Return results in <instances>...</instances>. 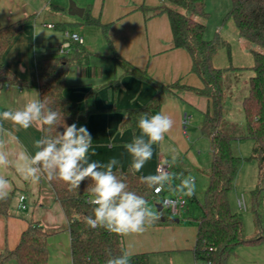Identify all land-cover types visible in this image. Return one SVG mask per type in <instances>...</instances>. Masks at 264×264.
<instances>
[{"label": "trees", "instance_id": "16d2710c", "mask_svg": "<svg viewBox=\"0 0 264 264\" xmlns=\"http://www.w3.org/2000/svg\"><path fill=\"white\" fill-rule=\"evenodd\" d=\"M144 10L147 18L167 13L174 46L189 52L192 58V72L201 78L203 85L192 87L180 82L162 83L137 67L129 65L115 53L113 58L124 67L126 74L147 81L157 90L147 104L124 109L127 119L123 125L137 129L142 116L159 109L166 96L177 94L180 90L191 91L207 98L209 104L203 112L200 127L202 135L210 140L212 159L206 171L209 184L202 204L203 212L197 221L198 231L192 252L196 264H229V260L237 254L240 246L264 243V0H232V7L227 15L234 20L239 35L260 48L253 51L254 76L250 78L248 96L242 102L245 115L244 134H241L237 123L230 122L224 117L223 80L228 68L217 67L214 56L220 48L229 47L230 44L219 33L212 40L205 38L206 23L201 19L208 18L206 0H161L159 6ZM83 18L85 23L98 25L107 33L108 24H103L92 17L88 10ZM33 20L34 17L31 15L0 28V83L4 86L30 87L29 81L20 78L5 64L3 55L17 34ZM91 56V52L83 43L73 41L70 51L66 54L37 60L40 100L60 113L58 125L64 123L71 125L75 122L80 126L81 123L87 122L92 113L98 111L93 104L80 107L77 101L64 94L67 75L73 66L81 69L89 77L102 74L100 66L91 65ZM115 82L118 83L119 79H115ZM93 96L94 92H90L89 97ZM57 130L62 132L63 126H58ZM55 131L54 127L51 135H54ZM238 138L253 140V157L257 159L259 165L258 184L250 193L251 211L256 226V232L252 236L245 233L242 215L233 209L230 198L242 162V158L233 151V140ZM183 161L182 157L176 161H169L170 173L173 174L172 187L160 192H155L140 179L141 176H146L144 174L121 169L114 172L125 180L129 190L143 196L147 201L151 196L158 194L183 195L178 190L180 180L189 172ZM48 182L68 220L73 264H106L109 251L113 257L124 254L121 235L109 233L102 228L92 229L84 222V217L91 214L93 207L88 204L92 186L90 180L84 181L79 188H70L58 179ZM184 197L187 202L198 201L196 195ZM11 203L10 195L6 200L0 201V213L9 214ZM155 214L157 219L150 225L173 222V216L164 209L159 212L156 208ZM48 237L49 234L41 222L30 220L19 244L14 249H5L1 252L0 264H6L12 259L18 264H49ZM129 261L130 264H150V256L148 253H136L129 256Z\"/></svg>", "mask_w": 264, "mask_h": 264}, {"label": "crops", "instance_id": "0c3cea01", "mask_svg": "<svg viewBox=\"0 0 264 264\" xmlns=\"http://www.w3.org/2000/svg\"><path fill=\"white\" fill-rule=\"evenodd\" d=\"M75 2L79 7L84 8V13L88 10L92 17L103 24H108L107 33L103 32L98 25L88 26L83 16L70 14V0H0V28L27 16L34 17L33 22L24 26L17 34L3 55L5 64L20 78L29 81L30 87L12 85L0 87V112L9 108L22 107L30 100H40L37 60L63 55L60 53V46L66 40L62 37V41L58 44V55H49L48 44L43 40V34L52 28L69 31V27H72L73 33L82 37V43L91 52L90 61L93 62L94 67H101L100 63L104 60L107 66H110V62H116L113 58L116 53L129 65L137 67L162 83L180 82L192 87H202L201 78L192 72V58L189 52L174 46L167 13L146 17L144 8L157 7L161 0H78ZM50 24L54 27H49ZM94 26L97 28L94 31L97 40L90 43L87 30ZM77 27L82 31H76ZM114 68V74L104 83L98 82V86L88 84L91 87L83 105L78 102L79 99L68 84V80L64 94L77 100L80 107L95 102L97 105L95 107L103 110V113H92L89 116L88 130L93 138L89 149V161L106 164L110 159L115 158L119 164L113 171L117 169L126 171L130 170L131 156L124 145L130 143L134 137L127 131L118 129L119 123L126 120L124 109L147 104L157 90L147 81L126 74L124 68L119 69L118 65ZM115 79H119V82H115ZM98 91L102 95L101 101L96 97ZM90 92H94L93 98L89 97ZM208 104L207 98L203 96L191 91H180L166 96L159 109L145 116L158 113L169 115L174 125L166 135H181L186 131L182 128L185 115L190 116L189 106L196 105L203 113ZM95 118L104 120V129H101L99 136H95L90 128ZM109 121L113 124H109ZM3 124L17 139L9 133L0 135V138L6 137L5 147L13 160L12 166L0 168V175L8 179L9 195L12 196V201L15 199L14 204L11 203L9 214L0 213V254L5 249H14L19 244L29 221L36 220L41 222L49 234V264H73L68 220L52 186L47 179L42 178L39 182L25 179L20 171L28 157L37 150L35 141L41 138L42 129L39 126L26 130L19 129L6 121ZM140 134L139 130L138 136ZM166 135L164 140H167ZM176 154L171 156L167 150L162 151L161 144L158 148L153 145L152 159L140 172L135 173L156 174L157 165L162 159L176 161L182 157ZM21 195H26L25 209L19 208ZM21 210L29 211L23 215L19 212ZM178 218H180L179 222H163L146 226L143 233L121 235L124 253L131 256L136 253L192 251L196 242L198 225H186L189 220L185 221L186 217L184 218L183 215ZM6 264H18V262L12 259ZM194 264H196L195 259ZM229 264H264V243L240 246L237 254L229 260Z\"/></svg>", "mask_w": 264, "mask_h": 264}, {"label": "clouds", "instance_id": "9594fccd", "mask_svg": "<svg viewBox=\"0 0 264 264\" xmlns=\"http://www.w3.org/2000/svg\"><path fill=\"white\" fill-rule=\"evenodd\" d=\"M127 119V113H124ZM60 113L51 109L39 99L30 100L19 108H9L0 112V135L9 133L17 139L3 122L15 128L29 129L39 126L44 134L35 141L34 154L28 157L20 171L25 179L39 182L42 178L52 181L61 180L70 188H79L84 181L90 180L91 214L84 217V222L92 229L102 228L109 233L129 235L143 233L146 225L152 224L156 214L147 206L145 198L129 190L125 180L113 169L119 164L115 158L106 164L89 161V149L92 146V135L86 126L77 123L58 125ZM173 119L166 114L158 113L142 116L138 121L140 135L124 145L131 156L130 170L140 172L145 164L152 159L153 145L159 143L173 128ZM63 126V131H58ZM55 134L51 135L52 129ZM6 137L0 138V168L12 166L13 160L5 147ZM94 154V153H93ZM168 162L161 164L156 174L141 176L140 179L155 192L171 188L173 174L168 170ZM10 184L8 179L0 175V201L9 197ZM178 190L184 196L195 195V177L187 176L180 180ZM168 202H165L167 206ZM106 264H130L128 253L111 256Z\"/></svg>", "mask_w": 264, "mask_h": 264}, {"label": "rangeland", "instance_id": "374dc122", "mask_svg": "<svg viewBox=\"0 0 264 264\" xmlns=\"http://www.w3.org/2000/svg\"><path fill=\"white\" fill-rule=\"evenodd\" d=\"M74 1L78 2V0ZM231 7L232 0H206L208 18L201 20L206 23L205 38L207 40L214 39L217 33H219L222 38L227 40L230 44L229 47H222L218 50L214 56V63L217 67L228 68L224 74L223 80V87L225 90V96L223 99L224 117L230 122L237 123L240 127L241 134H244L245 115L242 102L243 99L248 96L250 78L254 76L253 51L260 50V48L239 35L234 20L227 16ZM88 26H90V24ZM90 27L87 30L89 36L88 42L94 43L97 40L94 32L97 28H95V26L94 28ZM68 30L70 33L74 32L72 27H69ZM75 30L79 31L80 29L77 27ZM65 32L66 31L64 30H58V28L48 29L44 32L43 40L48 44L49 55L59 54L57 47L62 41V37H65L66 39ZM104 61H101L100 63L102 68V74L100 77H89L76 66H73L69 70L67 75L68 84L71 89L75 91V94L79 99L78 102H81V105L85 103L86 94H88L91 87V85L88 84L91 83L93 86H98V82L104 83L109 76L114 74L115 65H118L119 69L124 68L118 62H110V66H107V62ZM90 63L93 66V62L90 61ZM96 97L101 101L102 95L99 91ZM103 100L104 99H102V101ZM92 103L94 106H97L95 102ZM188 110L190 116L188 117L187 122L183 124L182 128V130H186L185 133L182 132L181 135L178 134L174 136L168 134L166 135L167 140L163 139L162 142L155 144V147L158 148L159 144H161L162 151L167 150L171 156H176V153L180 154L184 160L183 164L186 166L185 168L189 170V172L185 173V177H195V194L198 201L188 202L181 214L184 218L186 217L185 221L189 220L186 225H195L203 212L202 204L205 201L206 190L209 184L206 171H208L211 164L212 154L210 140L201 133L200 125L203 113L200 110V107H197L196 105L189 106ZM98 113H103V110L98 109V111L93 114ZM89 120L90 118L85 124L81 123L80 125H84L88 129ZM109 124L112 125L113 123L109 121ZM90 128L95 136H99L101 129H104V120L102 118H95ZM118 129L123 132L127 131V133H130L133 137L138 136L139 133V128L133 129L125 127L123 121L119 123ZM232 145L234 153L242 158V162L239 166L235 180V187L230 195L231 204L233 209L240 212L242 215L245 233L247 235H252L256 232V226L254 215L251 211L250 193L257 186L259 180L258 161L253 157L254 142L251 138H238L233 140ZM240 198H244L245 206L244 204H239ZM12 202L14 204L15 199ZM147 206L155 213L156 208L154 203L149 202ZM164 210L167 211L166 209ZM28 211L29 210H21L19 212L24 215ZM149 256L150 264H194L193 253L190 250L150 253Z\"/></svg>", "mask_w": 264, "mask_h": 264}, {"label": "built area", "instance_id": "2783aa9c", "mask_svg": "<svg viewBox=\"0 0 264 264\" xmlns=\"http://www.w3.org/2000/svg\"><path fill=\"white\" fill-rule=\"evenodd\" d=\"M49 27H54L53 24H50ZM73 41H78L80 43L83 42L82 37L79 36L77 33H70L69 31H66V40L61 44L60 46V53L61 54H66L67 52L70 51L71 49V44ZM188 116L185 115L184 123L187 122ZM167 159H162L158 167L163 164ZM168 162V161H167ZM169 165V172L171 170L170 163L168 162ZM157 167V168H158ZM168 202L167 206H165V202ZM147 204L149 202H152L154 204L161 202L163 204V208L166 209L172 216L174 217H180L181 214L183 213V209L187 205V199L181 195V194H170V195H153L151 196L147 201ZM245 203L244 198L239 199V204L243 205ZM245 206V204H244ZM27 207L26 205V195H21L20 200H19V208L20 209H25Z\"/></svg>", "mask_w": 264, "mask_h": 264}, {"label": "water", "instance_id": "95a60500", "mask_svg": "<svg viewBox=\"0 0 264 264\" xmlns=\"http://www.w3.org/2000/svg\"><path fill=\"white\" fill-rule=\"evenodd\" d=\"M69 13L72 15H78V16L82 17L84 15V8L79 7L74 0H70ZM2 86H3V84L0 83V87H2ZM155 207L157 208V210L159 212H161L164 209L163 204L161 202L156 203ZM162 220H164V218H162ZM172 221L173 222H179L180 218L173 217Z\"/></svg>", "mask_w": 264, "mask_h": 264}]
</instances>
